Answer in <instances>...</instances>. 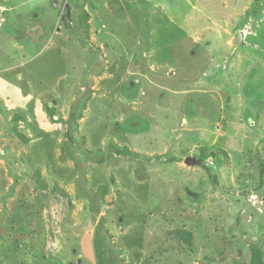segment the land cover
I'll list each match as a JSON object with an SVG mask.
<instances>
[{"label":"rangeland","instance_id":"rangeland-1","mask_svg":"<svg viewBox=\"0 0 264 264\" xmlns=\"http://www.w3.org/2000/svg\"><path fill=\"white\" fill-rule=\"evenodd\" d=\"M252 251L264 0H0V264Z\"/></svg>","mask_w":264,"mask_h":264},{"label":"trees","instance_id":"trees-1","mask_svg":"<svg viewBox=\"0 0 264 264\" xmlns=\"http://www.w3.org/2000/svg\"><path fill=\"white\" fill-rule=\"evenodd\" d=\"M259 253L257 251H252L251 254V259H252V264H263L262 261L259 259Z\"/></svg>","mask_w":264,"mask_h":264},{"label":"water","instance_id":"water-1","mask_svg":"<svg viewBox=\"0 0 264 264\" xmlns=\"http://www.w3.org/2000/svg\"><path fill=\"white\" fill-rule=\"evenodd\" d=\"M239 42H240V36H239V37H237V38L235 39V41H234V45H237V44H239Z\"/></svg>","mask_w":264,"mask_h":264}]
</instances>
